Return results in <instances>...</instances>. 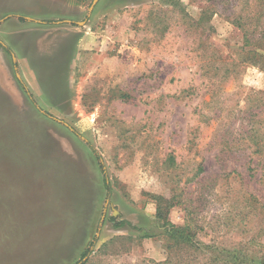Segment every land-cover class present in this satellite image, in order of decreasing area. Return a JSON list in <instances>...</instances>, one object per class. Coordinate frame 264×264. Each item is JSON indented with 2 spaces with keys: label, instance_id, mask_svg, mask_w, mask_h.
<instances>
[{
  "label": "rangeland",
  "instance_id": "rangeland-1",
  "mask_svg": "<svg viewBox=\"0 0 264 264\" xmlns=\"http://www.w3.org/2000/svg\"><path fill=\"white\" fill-rule=\"evenodd\" d=\"M92 2L0 0V264L94 236L87 264H261L264 50L235 24L256 6ZM158 206L202 253L167 248Z\"/></svg>",
  "mask_w": 264,
  "mask_h": 264
},
{
  "label": "trees",
  "instance_id": "trees-1",
  "mask_svg": "<svg viewBox=\"0 0 264 264\" xmlns=\"http://www.w3.org/2000/svg\"><path fill=\"white\" fill-rule=\"evenodd\" d=\"M260 2H262L263 4L260 7V9H258L257 6L258 5L260 6ZM251 4H254V6L256 7L254 9H251L249 12L241 13L238 15V17H235L236 19L235 24L242 30L243 42L245 46L251 45L253 48L256 49L261 48L262 50H264V0H251ZM241 7L242 5L240 3V8ZM18 18L20 20H23V17L21 16H19ZM0 47L6 50L10 54L12 53V51L8 47L3 46L2 44H0ZM21 84L24 90L27 92L28 96H30L26 86L23 83ZM125 96H126L125 94L119 95V97H125ZM96 157L99 158L97 153H96ZM99 165L101 166L102 163L99 162ZM105 186L107 188V193L110 194L111 189L107 181L105 182ZM168 206L170 207L171 203H169ZM156 216L163 221L161 225L164 227L165 234L170 240V244L167 247L168 249L171 250L173 249V247L179 249L192 247L194 251H199L200 253H202L201 249H199L197 247V244L194 243L192 239V234L186 225L172 224L170 221L167 220L166 213L163 211V209L160 206H158L156 209ZM110 220H115V219L113 217H110ZM125 225H130V223L127 220L121 219L119 221H116L113 224V227L116 229H120ZM147 236L149 235L147 234L143 235V237H147ZM95 241H96V237L94 236L93 239L87 243V246L82 252L80 259L74 262L73 264H87V262L89 261V256L93 251ZM218 260L219 258H215V259L209 258V263L218 264V262H220ZM171 263L173 264V259L171 258V255H168V258L164 261L152 262V264H171ZM230 264H236V263L235 261L231 260ZM261 264H264V260L262 261Z\"/></svg>",
  "mask_w": 264,
  "mask_h": 264
},
{
  "label": "crops",
  "instance_id": "crops-1",
  "mask_svg": "<svg viewBox=\"0 0 264 264\" xmlns=\"http://www.w3.org/2000/svg\"><path fill=\"white\" fill-rule=\"evenodd\" d=\"M26 17V16H25ZM76 35V37L79 39L80 38V40H78L79 42H78V45H80V42L84 39V36L82 37L81 35H80V33H77V34H75ZM82 37V38H81ZM81 48V47H80ZM77 50H79V47L77 48Z\"/></svg>",
  "mask_w": 264,
  "mask_h": 264
},
{
  "label": "water",
  "instance_id": "water-1",
  "mask_svg": "<svg viewBox=\"0 0 264 264\" xmlns=\"http://www.w3.org/2000/svg\"><path fill=\"white\" fill-rule=\"evenodd\" d=\"M96 1H97V0H93L92 5H91L90 8H92V6L94 5V3H96Z\"/></svg>",
  "mask_w": 264,
  "mask_h": 264
},
{
  "label": "flooded vegetation",
  "instance_id": "flooded-vegetation-1",
  "mask_svg": "<svg viewBox=\"0 0 264 264\" xmlns=\"http://www.w3.org/2000/svg\"><path fill=\"white\" fill-rule=\"evenodd\" d=\"M19 16H21V15H19ZM19 16H17V17H19ZM21 17H25V16H21Z\"/></svg>",
  "mask_w": 264,
  "mask_h": 264
}]
</instances>
